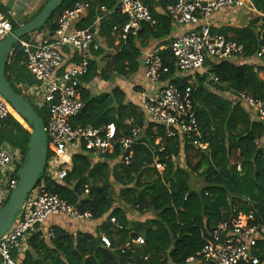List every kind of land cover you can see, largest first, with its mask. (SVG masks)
<instances>
[{
  "label": "trees",
  "instance_id": "1",
  "mask_svg": "<svg viewBox=\"0 0 264 264\" xmlns=\"http://www.w3.org/2000/svg\"><path fill=\"white\" fill-rule=\"evenodd\" d=\"M77 1L90 5L85 12L86 17L77 24L78 29L90 26L101 6L113 11L100 24L101 36L108 37L114 27L120 28L126 23V18L117 10L119 0H63L37 32L47 30L53 33L57 16L71 9ZM141 1L149 7L156 21L155 26L142 24L137 36L120 40L113 54L103 56L102 67L92 61L88 73L81 79L83 84H90L95 78L106 82H114L118 78L129 79L139 66L140 50L136 43L139 42L140 48H144L151 39L163 44L159 56L170 69L169 75L164 78L174 72L169 50L173 24L163 12L173 0ZM249 1L260 16L251 17L245 24H225L212 31L242 45L243 61H206L207 72L193 76L191 97L201 140L207 143V151L194 149L188 144L181 146L178 139L166 138L163 128L158 127L154 132L153 125L149 124L144 128L142 138L149 148L134 145L129 166L118 162L122 155L119 147L99 157L83 154L72 156L68 159L66 176L59 182L48 177L47 163L37 185L42 184L80 212H89L92 220L103 221L94 233H70L58 225L51 226L53 238H46L40 232L33 233L26 241L27 248L20 260H17V249L12 251L11 259L14 262L186 264L187 258L195 256L202 249L203 237L230 216L250 214L253 222L264 224V124L253 120L244 104L220 98L208 90L212 86L217 90L232 91L233 94L249 93L264 102V68L255 63L256 52L264 46V0ZM155 6L162 12H155ZM100 53V50L95 52V56ZM24 62L16 42L6 59L5 77L10 88L20 96V89L24 88L19 85L30 87L35 84L22 64ZM210 77L215 78L216 83ZM174 84L179 88L188 86L186 79L176 80ZM81 100L84 106L72 119L73 127L101 128L114 124L119 134L127 135L132 127L143 125L137 107L125 101V94L117 87L110 93L99 95H91L82 88ZM6 104L9 116L0 122V146L8 144L20 151L22 161L18 167V180L27 158L31 127ZM32 109L45 125L46 111L36 107ZM161 146L164 147L163 152L159 151ZM236 152L238 159L233 163L231 157ZM52 155L49 149L47 162ZM189 157L196 160L195 164ZM154 159L164 164L161 176L153 167ZM61 163H65V160H61ZM195 174L204 182L199 190L189 188L191 176ZM8 198L2 205L7 203ZM146 214H151L152 218L144 221L128 218V215L139 218ZM110 218L115 219L120 229L110 223ZM101 234L109 239V248L102 246ZM137 237H142L144 244H135ZM254 255L259 263L264 264V242L257 243Z\"/></svg>",
  "mask_w": 264,
  "mask_h": 264
},
{
  "label": "built area",
  "instance_id": "2",
  "mask_svg": "<svg viewBox=\"0 0 264 264\" xmlns=\"http://www.w3.org/2000/svg\"><path fill=\"white\" fill-rule=\"evenodd\" d=\"M89 8L88 3L77 1L71 9L57 16L53 33L17 41L25 60L23 64L35 83L26 87V94L32 96L35 107L44 109L47 115L44 131L47 148L53 154L46 161L48 177L57 182L63 180L69 169L68 159L74 155L99 157L114 147L122 149L118 162L125 166L131 165L134 145L149 148L146 142H142L144 128L149 124L153 125L154 132L158 127L163 128L166 138L178 139L181 146L188 144L194 149L207 151V143L201 140L191 97L193 76L207 72L206 61L242 60V45L213 33L210 22L220 12H255L250 1L173 0L165 6L164 14L176 29H182L169 45L175 70L168 78H164L169 75L170 69L163 63L158 50L143 58L144 76L156 86V92L143 100V125L132 127L127 135L119 134L114 124L101 128L71 125L72 119L84 106L81 79L89 71L93 53L100 49L91 28H71V24L78 22ZM98 10L101 15L96 18V22L111 14L103 6ZM117 10L126 18L122 27L113 28L120 40L137 36L142 24L150 27L156 24L149 7L141 0H119ZM8 15L0 12V42L12 32ZM184 27L186 29L183 31ZM255 58L264 59V46L258 49ZM182 79L187 80L188 86L179 88L174 81ZM211 79L216 83L215 78ZM229 93L234 103L246 106L253 120L264 124V102L249 93ZM8 116L9 108L0 96V122ZM162 146L160 152L164 151ZM61 160H65V163L62 164ZM21 161L22 155L18 149L8 144L0 146V207L17 185ZM153 167L160 176L165 169L164 164L157 159L153 160ZM52 216H65L76 222L92 220L89 212H80L42 184L37 185L27 195L11 227L0 238V264H16L11 259L12 251L18 249L21 242L33 233L40 232L46 238H53L51 227L44 228ZM253 221L250 214H238L217 224L203 237L202 249L195 256L187 258L186 264H263L258 262L254 249L258 242H264V224ZM110 223L120 229L114 218H110ZM100 242L103 247H110V241L104 234H101ZM134 243L144 244L143 238L137 237Z\"/></svg>",
  "mask_w": 264,
  "mask_h": 264
},
{
  "label": "crops",
  "instance_id": "3",
  "mask_svg": "<svg viewBox=\"0 0 264 264\" xmlns=\"http://www.w3.org/2000/svg\"><path fill=\"white\" fill-rule=\"evenodd\" d=\"M42 0H0V12L1 13H9L8 19L11 22L12 25V31L20 29L27 23H29L33 17L36 15L38 10L40 9ZM99 9V8H98ZM108 10V9H107ZM110 11V10H108ZM155 12H162L161 9H159L157 6L154 7ZM98 15L95 17L93 23L88 26L87 28H91V30L94 32L95 37L97 39V42L100 45V55L95 56V52L93 53V59L92 61L97 62V65L99 67H102L104 64V55L107 54H113L120 43V38L118 37V34L112 30L110 32V35L108 37L106 36H101L99 31H100V24L102 20L106 17L102 18L101 21L96 22V18L101 15V13L98 10ZM113 11H111V14ZM110 14V15H111ZM87 14H84L78 22H75L71 24V28H77V24L86 17ZM261 14L258 12H254L250 10V13L238 11V12H232V13H227L223 15L215 14L213 16V22L211 23V26H213L214 29H218L222 27L225 24H230L231 26H235L237 24H245L251 17L254 16H260ZM78 29V28H77ZM186 28H183V31ZM182 29L178 28L176 29L173 26V31L169 38L172 40L175 35L179 32H181ZM48 34L49 32L47 30H43L42 32H34L31 33L30 35H27L28 37L26 39H35L39 38L41 36H44ZM26 37V36H25ZM24 37V38H25ZM24 38L20 40H25ZM136 47L139 48L140 50V57L138 59L139 66L137 69V72L131 76L129 79H122L118 78L115 79L114 82H106L103 81L99 78H95L90 84H83V88H85L91 95H99L102 93H110L115 87L119 88L124 94H125V101L131 103L138 109V113H140L142 117V122H144V115L142 111V104L143 100L146 99V97L152 95L153 93L156 92V86L153 85L151 82H149L145 76H144V66H143V58L151 53L154 50H161L163 48V44L161 45V41H156V40H149L148 44L144 48H140L139 42L136 43ZM98 50V51H99ZM97 52V51H96ZM103 58V59H102ZM257 59V58H256ZM241 61V60H240ZM243 61V60H242ZM257 65L261 66L264 68V59H257L256 62ZM23 64V63H22ZM206 71V69H205ZM204 74V73H203ZM199 75H201L199 73ZM194 80V78H193ZM192 80V82H193ZM20 88L26 89V86L24 85H19ZM208 90L215 94L216 96L224 99H233L231 98V95L227 91L223 90H217L212 86L208 87ZM231 92V91H230ZM230 100V101H231ZM65 218V217H64ZM128 218L130 220L134 221H144L145 219H150L152 218L151 214H146L144 216H141L139 218H135L133 216H129ZM103 219L100 220H91L90 222H76L74 220H68L65 218V221L60 220L57 216L55 218H50L46 222L44 228L51 227L53 225H58L66 229V227H70L71 229H75L74 231L72 230H67L68 232L72 233L75 231H83V232H88V233H94L96 228L100 226L102 223ZM28 239V238H27ZM25 239L23 242H21L19 248L17 249L18 257L17 260H20L22 258L23 252L27 248V244ZM17 264V262L15 261Z\"/></svg>",
  "mask_w": 264,
  "mask_h": 264
},
{
  "label": "water",
  "instance_id": "4",
  "mask_svg": "<svg viewBox=\"0 0 264 264\" xmlns=\"http://www.w3.org/2000/svg\"><path fill=\"white\" fill-rule=\"evenodd\" d=\"M62 1L47 0L34 19L20 29L12 31L0 42V96L22 119L28 121L31 127L27 158L18 175L17 185L7 203L0 208V238L11 227L27 195L37 186L45 169L48 154L47 137L43 122L28 102L10 88L6 80V59L11 54L15 43L44 26Z\"/></svg>",
  "mask_w": 264,
  "mask_h": 264
},
{
  "label": "rangeland",
  "instance_id": "5",
  "mask_svg": "<svg viewBox=\"0 0 264 264\" xmlns=\"http://www.w3.org/2000/svg\"><path fill=\"white\" fill-rule=\"evenodd\" d=\"M46 2H47V0H42L40 7H42L43 5H45ZM219 15H223V13L220 12ZM212 19H213V17H212ZM212 19H211V23L213 22ZM20 92H21V94H22V97H24V99L27 100V101L29 102L30 106L32 105L31 107H35L33 97L30 96V95H27L25 89H20ZM189 158H190V157H189ZM231 158H232V162H233V163L236 162L237 159H238V152H236ZM190 160H192V158H190ZM195 162H196V160H192V164H195ZM237 170H239V168H237ZM203 185H204V182H203L202 178H201L198 174H195V175H192V176H191V179H190V181H189V188H190L191 190H199L201 187H203ZM0 204H1V202H0ZM2 204H3V203H2ZM2 206H3V205H1V207H2ZM1 207H0V208H1ZM57 217L59 218V221H60V220L65 221V218L68 219V220H70V221L72 220V219H70V218H68V217H65V216H57ZM64 217H65V218H64ZM50 218H55V216H52V217H50ZM50 218H49V219H50ZM79 223H80V222H79ZM66 229H67V230H72V231L75 230V229H71L70 227H66ZM23 241H24V240H23ZM23 241H22V242H23Z\"/></svg>",
  "mask_w": 264,
  "mask_h": 264
}]
</instances>
